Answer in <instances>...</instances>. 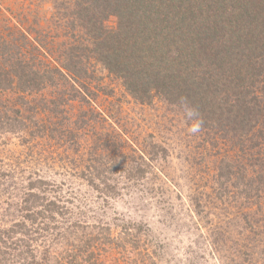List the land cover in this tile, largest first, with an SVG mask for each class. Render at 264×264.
Listing matches in <instances>:
<instances>
[{"label": "trees", "instance_id": "obj_1", "mask_svg": "<svg viewBox=\"0 0 264 264\" xmlns=\"http://www.w3.org/2000/svg\"><path fill=\"white\" fill-rule=\"evenodd\" d=\"M30 2L29 25L0 35V97H12L0 99V136L56 137L80 153L65 111L77 106L83 126L85 109L95 111L94 100L111 95L100 86L104 72L137 103L158 100L166 115L228 144L237 160L216 168L219 198L229 196L230 182L264 214V0ZM92 136L78 176L100 195L119 197L121 179L142 180L158 159L154 144L148 153L126 152L118 134ZM59 194L36 179L9 198L14 213L9 224L0 220V264H102L100 252L117 245L110 229L79 220Z\"/></svg>", "mask_w": 264, "mask_h": 264}, {"label": "rangeland", "instance_id": "obj_2", "mask_svg": "<svg viewBox=\"0 0 264 264\" xmlns=\"http://www.w3.org/2000/svg\"><path fill=\"white\" fill-rule=\"evenodd\" d=\"M34 5L30 0H0V35L27 27ZM100 76V86L111 95L96 98L95 111L85 109L90 124L79 126L77 106L65 111L63 122L80 153L56 137L25 142L19 134L0 136L1 224L13 219L9 198H19L29 181L41 179L78 209L79 220L110 229L117 245L100 252L102 264H264V214L248 207L230 182L228 197L217 193L216 168L222 159L237 160L235 152L183 118L166 115L158 100L139 104L118 81L104 72ZM0 99L12 101L9 94ZM94 132L122 136L126 152L140 148L148 153L152 144L159 146L158 159L149 163L142 180H120L126 189L119 197L100 195L78 176L79 157L86 158ZM195 200L202 206L198 214ZM249 208L256 214L249 215ZM126 225L129 233L122 235Z\"/></svg>", "mask_w": 264, "mask_h": 264}]
</instances>
